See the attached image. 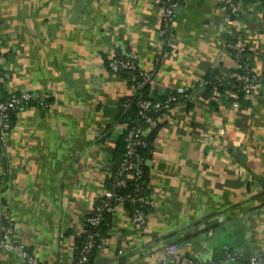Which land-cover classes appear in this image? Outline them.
<instances>
[{"label":"crops","instance_id":"crops-1","mask_svg":"<svg viewBox=\"0 0 264 264\" xmlns=\"http://www.w3.org/2000/svg\"><path fill=\"white\" fill-rule=\"evenodd\" d=\"M250 4L228 21L217 0H185L162 56L156 0H0L3 85L51 102L19 112L0 143V228L7 211L15 243L41 264H72L122 137L119 100L134 93L104 56L138 62L151 95L163 96L231 68L225 44L239 36L259 77L249 101L235 107L196 93L174 106L152 143L146 230L119 206L92 264H155L172 243L178 263L219 257L225 245L244 258L262 254L264 21ZM0 264L26 262L4 251Z\"/></svg>","mask_w":264,"mask_h":264},{"label":"built area","instance_id":"built-area-1","mask_svg":"<svg viewBox=\"0 0 264 264\" xmlns=\"http://www.w3.org/2000/svg\"><path fill=\"white\" fill-rule=\"evenodd\" d=\"M220 7L224 10L226 20L229 21L231 17L237 19L242 11V2L244 0H217ZM251 9L260 17H263L264 21V0H251ZM158 7L162 11V18L160 23L161 47L159 53L162 56L168 54L164 50L167 47H174V34L173 25L175 20L176 11L181 7L185 0H156ZM225 48L233 59V66L224 71L223 78L230 83L231 89L229 94L237 96L238 91H242L245 98H250V93L258 82V75L254 72L251 58L248 54V48L242 37H237L231 42L225 44ZM1 60V58H0ZM111 69L116 72L120 69H136L139 72L140 81L134 87V92L143 82L151 79V74L142 70L138 64H134L128 61L112 58L110 62ZM203 79L200 77L198 85L194 87L192 93H187V89L178 87L169 91V95L165 101H151V100H139L140 114L145 118L147 127L143 128L138 126L129 130L125 136L126 142V158L122 161L116 174V187H123L125 179L121 176L125 171H129L136 181L133 192L125 195H117L112 189L104 187L101 195L95 203L93 213L94 215L87 218L86 221L89 225L96 227L102 220L104 212L113 213L119 206H124V203L128 202L133 209L128 212L132 221L142 230L147 228L148 216L142 209L143 206H152V200L147 192V184L142 181L144 174V167L149 166L151 158H143L139 156L137 147L146 146L145 136L148 129L154 128L157 124L161 123L162 119L167 114L171 113L176 104L184 103L183 100H187L192 94L199 92L200 88L204 85ZM3 87L0 84V90ZM174 92V93H173ZM213 99H218L215 96ZM35 100L41 106L48 107L49 103L46 98L38 93H29L25 90H10L9 95L0 99V143L4 142L6 134L10 130L9 111L18 110L23 104ZM233 106L238 107L237 103ZM152 110H161V114L157 118H153L148 115V112ZM110 175V172H107ZM6 220V224L0 228V252L14 251L17 252L26 264H41L37 258L32 254L29 249L21 243H15L11 238V232L13 225L9 214L6 211L3 217ZM86 234L85 241L80 250L78 260L72 264H84L88 261L89 254L92 249L97 245V238L99 232H91L88 230L83 231ZM188 247L191 243H183ZM179 246L176 243L167 245L163 253L156 259L155 264H264V252L260 255H251L246 258L242 256L239 251L231 249L229 246H223L221 248V254L219 257L213 256L210 259H202L197 253H194L192 258L187 259L185 263H178L175 259L176 252ZM122 253V251H119Z\"/></svg>","mask_w":264,"mask_h":264},{"label":"trees","instance_id":"trees-1","mask_svg":"<svg viewBox=\"0 0 264 264\" xmlns=\"http://www.w3.org/2000/svg\"><path fill=\"white\" fill-rule=\"evenodd\" d=\"M244 1L249 2V3L252 2L251 0H244ZM166 2H167V0H165L164 4H166ZM248 54H249V51H248ZM0 58H1V56H0ZM113 58L128 61V62H131L134 64H138V62H136L135 60L130 59V58L122 55L121 53H117ZM103 60H104L105 67L108 69L109 72L115 73L119 76H122L123 78H126L129 82V84L133 88L137 85L138 81H140L139 72L136 69H120L119 71L114 72L110 67V62H111L112 58H107L106 56H104ZM0 63H1V60H0ZM2 76H3V72H2L1 64H0V84L3 85V77ZM201 78L203 79L205 84L202 86V88H200L198 93H200L199 94L200 97L202 99H204L205 101L216 103L213 100V98L215 96H217L219 100H224V101L227 100V102H231L232 104L237 103L238 105L246 103L247 101H249L248 99L245 98V96L241 90L238 91L237 96H232L229 94V90L231 89L230 83L227 80L222 79L223 74L220 72L219 68L209 69L208 71L205 72V74H203V76H201ZM150 80L151 79H149L146 82H143L140 87L137 86L135 92L132 95L125 96V97L121 98L119 100V103H118L117 120H118V123L124 125V130H123L121 139L117 143V153L114 156L113 165L109 169L110 175H106L105 180H104V187H106L108 189H112L117 195H125L128 193H132L134 185L136 184V181L132 177L131 173L129 171H125L123 173V175H121V176L125 179L126 184L123 187H116V177L115 176L118 173V170H119L118 168L120 167L122 161L126 158L125 136H126L127 132L133 128L138 127V126H141L143 128L147 127V123L145 121V118L142 117L140 114V107L138 104L139 100H141V99L145 100L146 99V100H151V101H162L163 102V101H165V99H167V97L169 95V93H166L163 96H152L150 93ZM197 85H198V82L194 85V87H196ZM194 87L192 89H188L187 93L188 94L192 93ZM29 93H32V92H29ZM8 95H9V91L6 90L4 85H3V87L0 90V99H4ZM47 102L49 103V105H48V107H49L51 102L49 100ZM183 102L187 103L188 99L183 100ZM31 106H40L42 108L45 107V106L43 107V106L39 105V103L35 100H30L29 102L23 104V106L21 108H23V110H24V109L29 108ZM23 110L18 109V110L9 111V120H10L11 127H13V125L15 124L18 113L23 111ZM160 112H161V110H159V111L152 110V111L148 112V115L153 117V118H157L161 114ZM164 125H165V122L161 121V123L157 124L154 128L147 130L146 136L144 139L145 142L147 143L146 146H138L137 147V151H138L139 156H142L143 158H147V159L151 158L152 150H153V146H152L153 139L156 136L157 132ZM148 172H149V166H145L142 181L146 184L149 181ZM145 192L148 193V190H145ZM123 207L125 209H127L128 212H130L133 209V207L130 206V204L128 202L124 203ZM142 209L144 210V212L148 216L149 212L152 209V206H150V205L145 206L144 205ZM93 215H94V213L92 211L85 218L83 231L88 230L91 232H99V237L97 238V242H96L97 245L92 249L91 253L89 254L88 261L84 264H92V261L94 260L95 253L97 252V250H99L98 247L100 246L101 239L103 238V236L106 233V230L110 224V218H111L112 213L104 212L101 222L96 227L89 225L88 222L86 221L87 218H89ZM83 231H82L81 237L79 239V244L76 248L74 262L78 260L80 250H81L83 243L85 241V238H86V234Z\"/></svg>","mask_w":264,"mask_h":264},{"label":"water","instance_id":"water-1","mask_svg":"<svg viewBox=\"0 0 264 264\" xmlns=\"http://www.w3.org/2000/svg\"><path fill=\"white\" fill-rule=\"evenodd\" d=\"M228 264H231V263H228Z\"/></svg>","mask_w":264,"mask_h":264},{"label":"rangeland","instance_id":"rangeland-1","mask_svg":"<svg viewBox=\"0 0 264 264\" xmlns=\"http://www.w3.org/2000/svg\"><path fill=\"white\" fill-rule=\"evenodd\" d=\"M215 257V256H214Z\"/></svg>","mask_w":264,"mask_h":264}]
</instances>
